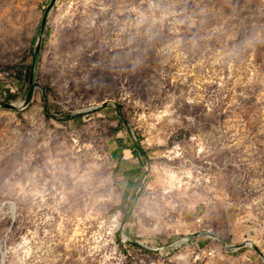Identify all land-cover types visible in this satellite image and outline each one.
Instances as JSON below:
<instances>
[{"label": "rangeland", "instance_id": "obj_1", "mask_svg": "<svg viewBox=\"0 0 264 264\" xmlns=\"http://www.w3.org/2000/svg\"><path fill=\"white\" fill-rule=\"evenodd\" d=\"M51 5L0 0V264H264V0Z\"/></svg>", "mask_w": 264, "mask_h": 264}, {"label": "water", "instance_id": "obj_2", "mask_svg": "<svg viewBox=\"0 0 264 264\" xmlns=\"http://www.w3.org/2000/svg\"><path fill=\"white\" fill-rule=\"evenodd\" d=\"M56 2V0H52V5H51V8L53 7L54 3ZM48 13L49 12H46L44 17H43V22H42V26L44 27L47 23V20H48Z\"/></svg>", "mask_w": 264, "mask_h": 264}, {"label": "trees", "instance_id": "obj_3", "mask_svg": "<svg viewBox=\"0 0 264 264\" xmlns=\"http://www.w3.org/2000/svg\"><path fill=\"white\" fill-rule=\"evenodd\" d=\"M36 59H37V56H35V61H36ZM127 214V213H126ZM128 215V214H127Z\"/></svg>", "mask_w": 264, "mask_h": 264}]
</instances>
